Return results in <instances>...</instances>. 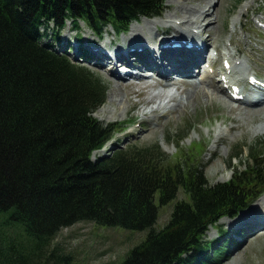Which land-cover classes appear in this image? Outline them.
I'll return each mask as SVG.
<instances>
[{"label": "trees", "instance_id": "trees-1", "mask_svg": "<svg viewBox=\"0 0 264 264\" xmlns=\"http://www.w3.org/2000/svg\"><path fill=\"white\" fill-rule=\"evenodd\" d=\"M163 2L0 0V264H68L51 247L61 229L81 221L144 233L121 264H208V226L238 213L261 189L258 165L211 186L196 168L169 163L158 146L89 159L108 134L88 114L104 91L82 66L34 45L37 24L70 12L124 29L132 17L160 14ZM178 188L190 202L178 203L156 229L154 194L170 200Z\"/></svg>", "mask_w": 264, "mask_h": 264}, {"label": "rangeland", "instance_id": "rangeland-1", "mask_svg": "<svg viewBox=\"0 0 264 264\" xmlns=\"http://www.w3.org/2000/svg\"><path fill=\"white\" fill-rule=\"evenodd\" d=\"M244 1L213 0L209 5L210 0H166L161 15L162 17L159 16L156 18L159 21L157 24L149 26L141 22L142 19L140 20V25L136 23L132 24L129 29L130 37L129 35L126 37L127 34L120 36L117 47L121 45L125 37L129 45L138 43V45L144 46L147 40L153 43L161 39H169L175 33L182 36L178 33L181 31L187 33L183 36L184 38H192L194 41H200L205 38L207 39V43H209V40L214 41V33L218 29L219 33L216 41H214V49H218L216 45H219L220 50L227 47L226 49L228 51L234 50L236 54H240V50L237 49L241 47L244 54L252 55L256 59L249 61L245 56H242L240 60L243 61L241 74L252 72L264 77V60L263 62L257 61L259 59V53L264 55V30L257 27L253 21V19L264 21V0ZM198 4L203 7L209 5L207 8L208 12L204 14L199 13L197 9ZM186 12H198L200 16L199 23L196 24L192 17L185 14ZM168 15L172 18L171 20L166 18ZM181 15L185 16L189 26L186 25L184 28L176 26V22H179L178 18ZM209 23L210 28L208 31L210 33L207 31H203L204 33L202 35L195 33L201 31L198 28L199 26L202 28ZM70 27L71 25H68L63 31H60L61 39L66 32L70 35L76 34L75 32H69ZM144 27H147L145 31H143ZM176 28L180 31L176 32ZM245 29L250 30L251 33ZM55 31L59 32L57 29ZM106 31L107 35L113 34V30L110 27ZM132 33H138V35L134 37ZM88 39L93 45H100L99 41L83 27L81 40L86 43ZM233 40L237 42L236 48L230 46ZM107 42L105 41V44ZM78 43L81 44V42ZM71 54H74V50H71ZM94 54L97 53L95 52ZM211 56L213 57L214 53L211 52L209 54V59ZM75 64L82 66L80 62H75ZM97 66L104 68L100 65ZM93 70L97 72L108 86V97H113L112 103L106 102L109 105L108 112L99 110L103 119L108 114L105 120L102 119L101 122L109 124L125 119H137L135 125L124 133L118 134L103 151L99 149V155H97L98 157L96 159L100 156L110 155V150L114 148L115 141H121L119 145L124 147L131 143L141 145L158 143L173 160L180 156V152L184 155L183 151H190L189 147L191 145L200 143L205 147V152L200 155L196 154L195 162L200 166V170L203 172L207 181L217 183L225 182L231 177L230 169L225 170L224 163L226 167L229 166L226 160L233 166L240 165L237 161H230V156L235 153V147L237 145L251 146L258 139L264 140V126H262L264 125V107L262 106L257 107L255 111H251L252 106H248L244 102H234L226 94V96L221 94L213 95L211 91L216 93V90L209 88L205 91L199 90L201 93H197L196 98L193 97L189 102H184L183 99L187 98L186 91L190 89V86L186 84H181L182 86L178 88L173 86L167 88L157 87L154 90L148 91L145 96L138 97L133 94H139L138 90L144 93V90L141 91L135 85L131 86L128 80L119 81L114 75H106L98 68H93ZM173 78L175 79V77ZM174 79L173 82L175 81ZM200 79H208V76H203ZM142 80L148 83L154 82L152 79L144 78ZM196 80H198V77H196ZM209 81L220 85L210 78ZM200 82L198 81L197 83ZM142 85L140 84L139 87ZM241 86L244 87V85ZM152 93L163 94V96L155 99V101L162 103L166 101L170 102L163 106L162 109L160 108L159 111L144 115L145 106L149 103ZM180 100L186 103L185 107H182L184 104ZM134 103L136 106L130 108ZM180 103L182 104L179 105ZM181 107L182 109H180ZM142 126H145V128L142 129ZM181 137H185V139L179 142ZM177 150H179V153L176 154ZM215 150L216 155L213 157V151ZM244 152L246 155L247 150L245 149ZM237 169L241 170V167ZM182 198L183 195L179 193L176 200L161 206L159 205L158 195L155 196L156 205L159 206L157 229L161 230L167 225L173 212L174 204ZM263 202L264 198L260 199L257 205L260 206ZM258 206L253 205L248 208L249 210L247 209L248 211L246 210L247 212H242L234 218L220 220L219 227L221 230L228 232L225 237L229 239V234L231 236L241 234L238 237L242 238L241 242L244 245L239 243L238 246L234 244L228 248L223 246L224 255L219 261V264H264V230L259 229L260 227L251 230L242 227L243 225L238 226V223H241L257 208H259L260 214L263 215L264 208L262 209ZM114 228L96 225L91 221L75 223L57 234L53 241L52 250L54 246L56 254L64 258L70 257L71 260H69L68 264H119L123 261L130 248L143 239L144 233L121 235L115 232ZM116 229L127 231L122 228ZM244 229L249 230V233L246 234ZM208 232L206 236L207 241H212L219 237L215 227H212ZM235 251L236 253H234ZM49 264H52V261Z\"/></svg>", "mask_w": 264, "mask_h": 264}, {"label": "bare ground", "instance_id": "bare-ground-1", "mask_svg": "<svg viewBox=\"0 0 264 264\" xmlns=\"http://www.w3.org/2000/svg\"><path fill=\"white\" fill-rule=\"evenodd\" d=\"M213 0H210V3L209 5L211 4ZM220 2V1H219ZM217 3V2H216ZM200 6V4H198V11L199 13H207L208 12V6ZM197 7V6H196ZM213 7V6H212ZM210 11V10H209ZM216 12V11H215ZM186 15H188L189 17H192L193 20H195L194 22L196 24H198L199 22V14L198 12H186L185 13ZM214 14V13H213ZM170 15L166 16V18H169L170 20L172 18L169 17ZM206 17V16H205ZM169 20V21H170ZM179 22H176V26L178 27H181V28H184L186 25H188V22H187V19L185 18L184 15H181L179 18H178ZM205 20V19H204ZM211 21V20H210ZM141 22H144L146 23V25H149V26H152V24H157L159 21L155 19H143ZM140 23V22H139ZM210 23L205 26V27H198L201 29V31L199 32H195L197 35H202L204 32L203 31H207L208 33H210L208 31V29L210 28ZM145 31V29H147V27H144L143 28ZM180 30H178L176 28V32H178ZM180 33L182 36L178 35L177 33L174 34V39H175V42H180L182 43V47L181 48H173L172 45L175 43V42H159L158 43V52L156 51H153V50H148V54L151 56L152 58V62L151 63H148V65L150 66H153L163 77H164V80L167 81L165 83V86H169L171 85L172 81H173V71H176V72H186L190 75V77H185L181 80L180 84H186V85H189L190 86V89H188L186 91V94H187V98L186 99H183V101L185 102H189V100L191 98H196V95L197 93H201L199 90H202V91H205L207 90L208 88L209 89H214L216 90V93L211 91L212 94H221L223 96H226V91L221 88L220 85L216 84L215 82H211L209 81V77L208 79H198L196 80V75H195V70L193 69V67L198 63V61L205 55L207 54L208 52H210V48H207L208 47V43H207V39H201L200 41H194L192 38H184L183 36H185L187 33L184 32V31H181V32H178ZM132 35L134 37H136L138 35V33H132ZM234 36V35H233ZM201 37V36H200ZM152 38V37H151ZM173 38V36H172ZM232 38V37H231ZM161 41V40H160ZM111 43L112 45L114 44L112 40H109L107 42V44H102V46L100 45L98 49H96V51H94V53L96 52L97 54H94L93 55L95 57H97L98 61L95 62L97 65H100L102 67H104L105 69H107V66L105 67L106 64H110L113 68H111V72L110 74L114 75L119 81H123L121 79V77L118 75V73L114 70V67L116 66L117 67V63L116 61L111 57V55L109 54V49H110V46H111ZM150 43V42H149ZM165 44H168L169 47L168 48H164L163 46ZM188 44H192V47L191 48H187L186 45ZM253 44V43H252ZM134 45H137V46H141V45H138V43L134 44ZM134 45H130V46H134ZM141 47H144V48H148V45L145 44L144 46H141ZM218 47V46H217ZM227 48V47H226ZM152 49V48H151ZM181 49H185L186 50V54L187 56H189L192 60L191 64L189 66H187L186 69H182L181 66L183 65V63L180 61L179 59V51ZM116 50H118V48H116ZM112 51V50H110ZM140 55L139 52H134L132 54H128L126 56V58H130L131 56H135L136 58H138ZM109 65V66H110ZM119 65V64H118ZM148 75H151V73H148ZM232 76V74H230V77ZM113 80V78H112ZM115 80V79H114ZM196 80V81H195ZM198 81H201L200 83H197ZM117 82V81H115ZM119 83V82H118ZM121 83V82H120ZM128 83L131 85V86H137L138 88L141 89V91L144 90V88H142V86L139 87L140 84H143L141 82H130L128 81ZM219 83V82H218ZM123 85V84H122ZM128 85V84H127ZM129 85V86H130ZM128 87V86H127ZM145 92V90H144ZM247 94L248 95H253V91L251 90H246ZM138 93L139 94H143V92H139L138 90ZM138 94V95H139ZM186 96V95H185ZM209 97V96H208ZM222 100V99H220ZM108 102H113V97L110 96L107 100ZM181 101V100H180ZM179 101V102H180ZM223 101V100H222ZM227 101V100H226ZM182 102V101H181ZM184 106L182 105V107H185L186 106V103H184ZM182 103H180L179 105H181ZM246 104V103H245ZM248 106H252L253 108H251V111H255L257 109V107H264V101L260 100L258 101L257 103H253V104H246ZM108 104L105 105L104 107L101 108V111L103 110L104 112H108ZM115 107V106H114ZM182 107L180 109H182ZM248 110V108H246ZM170 112V111H169ZM99 115H100V118H102V114L101 112H99ZM170 121V120H169ZM264 126V125H262ZM240 127H242L240 125ZM239 127V128H240ZM146 130V129H145ZM154 130V129H153ZM147 133V132H146ZM148 133H150L148 131ZM155 133V132H154ZM105 145V144H104ZM103 145V146H104ZM102 146V147H103ZM102 147H100L99 149H102ZM97 149V150H99ZM111 156L108 155V156H100L99 158H106V157H109ZM98 158V159H99ZM97 159L93 160V161H96ZM260 208H264V202L259 206ZM253 208V207H252ZM260 215V216H259ZM239 225L238 226H241V225H244V224H247L248 226V229H253V228H257V227H260L259 229L261 230H264V215H261L260 214V211H259V208H257L252 214H250L247 218H245L241 223H238ZM237 226V227H238ZM244 228H246V225L243 226ZM258 257V256H257ZM254 264V263H253Z\"/></svg>", "mask_w": 264, "mask_h": 264}]
</instances>
